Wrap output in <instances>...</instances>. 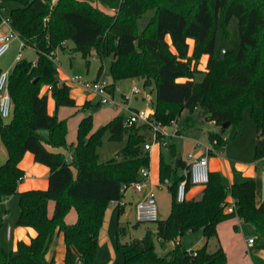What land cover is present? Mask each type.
Returning a JSON list of instances; mask_svg holds the SVG:
<instances>
[{"label":"trees","instance_id":"16d2710c","mask_svg":"<svg viewBox=\"0 0 264 264\" xmlns=\"http://www.w3.org/2000/svg\"><path fill=\"white\" fill-rule=\"evenodd\" d=\"M4 1L19 4L10 11V25L24 47L34 48L38 57L36 61L20 59L10 72L13 114L9 121L0 115V138L7 150V159L0 165V203L17 194L21 208L17 225L33 227L37 235L29 242L18 241L16 251L0 243V264H56L47 254L61 232L67 247L64 264H95L109 203L120 200L122 187L140 180L141 170L150 167L144 133L137 126L125 125L122 114L94 131L93 114L88 113L78 125L76 143L68 144V120L60 118L58 111L76 106V100L70 85L57 77L54 56L68 41L74 42V51L87 64L93 49L102 58L112 57L114 83L141 78L150 86L154 81V118L160 126L183 119L176 135L165 136L166 145L160 146L159 179L172 195L170 215L157 221L155 231L149 229L143 238L129 242L122 240L126 227L118 228L116 247L124 264H227L223 246L210 251L209 240L218 238L220 223L234 217L253 227V235L264 248V202H256L254 179L228 186L220 172L210 171L199 197L177 199L182 181L187 180V189L193 185L180 135L200 123L214 121L220 126L219 131L209 132L212 155L227 144L224 134L230 125L239 132L249 108L257 131L256 168L264 169V0ZM233 16L238 19L240 49L216 57L217 26L219 22L228 25ZM147 17L148 23L142 25ZM190 39L194 41L192 54ZM203 55L209 56L205 71L198 68ZM198 72L205 73L199 81L195 79ZM43 86H51L54 114L48 111ZM90 106L87 101L82 109ZM106 131L110 140H121L127 133L128 143L120 158L100 163L98 147ZM48 145L67 149L68 154ZM26 152L50 168L47 189L19 191L25 175L20 162ZM229 196L236 200L233 212L226 210ZM119 207L122 214L124 206ZM72 209L77 219L69 223ZM202 238L205 244L195 247ZM156 242L165 253L157 251ZM171 242L175 245L168 249ZM252 260L264 264L258 255L253 254Z\"/></svg>","mask_w":264,"mask_h":264},{"label":"rangeland","instance_id":"374dc122","mask_svg":"<svg viewBox=\"0 0 264 264\" xmlns=\"http://www.w3.org/2000/svg\"><path fill=\"white\" fill-rule=\"evenodd\" d=\"M19 6L17 2H6L4 0H0V15L3 19L8 18L10 11ZM103 10L107 12L114 13V11L107 9L104 6H100ZM149 18H144L142 25H146L148 23ZM190 41L191 51L194 49L193 40ZM241 39L238 27V19L236 16H233L228 23V25L224 26L221 22H219L217 26V39H216V48H215V56L221 57L223 55V50L233 53L240 49ZM75 44L73 41H69L64 45V48L57 49V59H56V68L58 70L57 77L61 80L62 83H67L72 88V92L78 93L76 89L77 85L71 83L69 78L73 76H80L84 80L92 81L97 78L99 69L103 66V70L106 73V77L109 81H113V78L110 74V64L112 61V57L107 56L102 58L94 49L88 56L90 60L89 64H87V60L83 57L80 52L74 51ZM21 53V59H29L35 60L37 58V52L34 48L30 46L22 47L21 39L19 37L13 38L11 41L10 49L6 54L0 57V69L4 71L11 72L15 66V64L19 61L17 59L18 55ZM209 56H205L204 59L200 61V68L204 69L205 64L208 60ZM204 72H198L195 76L196 80H202L204 77ZM136 83L140 87V93L132 95L129 100V105L133 107L140 108H152L155 107L156 102V89L154 85V81H151L150 86L144 85V80L141 78H126L116 81L117 88L115 93V98L118 101L124 100V95L130 94V89L132 85ZM146 87L154 88L149 96H146L145 89ZM48 94V87L43 86L42 94ZM52 95V92H51ZM92 101H88L90 106L87 111H84L81 107L77 106H65L67 110L66 119L69 123V132L67 136L68 144H73L77 139V131L74 129L73 122H75L80 115H87L88 113L93 114V130H99L103 126H105L111 119H113L117 115L127 116L128 112L120 107H112L109 105L100 104V96L92 93ZM250 115V109L246 108L243 114V120L241 122V126L243 127L247 123V119ZM10 118H5V121H9ZM183 119L179 117L176 121L172 122L170 125L161 126V132L170 135H176ZM252 123V122H251ZM137 129L142 131L145 135L146 140L152 141L154 137V132L149 129V127L137 126ZM236 126L234 124L230 125L225 131V138L227 139V144L230 142L235 136ZM216 130V125L212 123V121L200 123L195 128H190L184 131L182 134L184 136V149L186 152V156L190 154V150L192 147H195L193 150L195 152H201L205 150V147H209V132ZM182 134L180 138H182ZM109 132L106 131L103 136L102 143L98 147L99 161L100 163H106L113 158H117V154L125 149L128 143V134L125 133L124 137L121 140H110ZM226 144V145H227ZM144 145V144H143ZM225 145V146H226ZM192 146V147H191ZM160 149V145L155 146V151ZM68 153L67 149H63ZM225 150V149H224ZM151 153L150 151H148ZM6 148L0 138V165L5 160ZM123 155V154H122ZM121 155V156H122ZM151 155V154H150ZM120 156V157H121ZM70 157V155H68ZM119 157V158H120ZM188 159V158H187ZM189 160V159H188ZM75 174L76 171L74 170ZM27 179L26 178L20 182L23 183ZM132 187L128 188L123 196L125 201H128V205L122 213L121 216V225L126 227V232L122 236L123 241H132L135 238H143L147 232V230L151 229L155 231L157 229V223H138L135 212H132L130 207V197L132 194L134 195V200L138 199L137 194L134 193ZM159 209V218L166 219L170 215L171 212V202L172 195L165 186L159 190H156L154 193ZM108 210H113L112 221L109 223V229L107 233V238H102L99 240L97 257L95 260V264H124V258L122 253L117 250L116 247V236L119 228L118 225V213L120 209L118 206H115L112 203H109ZM132 212V216L127 218L125 213ZM21 208L19 196L17 194L12 195L7 200H4L0 203V216L3 222V226L0 229V243L1 245L10 251H13L17 240V232L18 228L17 220L20 216ZM231 227L228 232L224 233V242L226 245L225 252L227 254V264H253L252 255L256 253V247H250L247 245L246 240L252 237V230L249 223L243 224L240 231L235 232L233 230V225L237 224V220L230 221ZM8 227H12L14 236L12 239H8ZM206 242L205 238H202L198 243L195 244V247L203 246ZM157 251L160 253H165L166 251L161 248L158 242H156ZM174 242H171L168 246V249L174 247ZM223 245V244H222ZM220 243L217 237H212L209 240V250L215 251L219 248ZM195 249V248H194Z\"/></svg>","mask_w":264,"mask_h":264},{"label":"crops","instance_id":"0c3cea01","mask_svg":"<svg viewBox=\"0 0 264 264\" xmlns=\"http://www.w3.org/2000/svg\"><path fill=\"white\" fill-rule=\"evenodd\" d=\"M6 31H8V26L1 23L0 24V34L6 32ZM190 40H192V39H190ZM193 47H194V41H193ZM192 53H193V49L191 51V48H190V54H192ZM205 56H208V55H203L201 57L200 61L202 59H204ZM36 59L34 61H36ZM204 60H206V59H204ZM208 60H209V58H208ZM208 60L205 64L204 69L200 68V66H201L200 63H199L198 68L202 71H205L206 67H207ZM0 71H2V69H0ZM99 75H100V73H98L97 78L99 77ZM111 83H114V82L112 81ZM116 88H117V84L115 82L113 85L112 92H111L113 95H115V93H116ZM75 90H77L79 94H77V93L73 94V92L71 90V95L76 100V106L77 107L83 106L87 101H92L93 96H92V93L90 91H87L86 89H84L80 86H77ZM130 91H131V89H130ZM92 105L93 104H91V106ZM131 107L132 108H140V107H133V106H131ZM55 109H56L55 99L52 97L51 90L48 88V111L50 114H54ZM58 114H59L60 118L66 117L67 110H66L65 106H63L59 109ZM84 116L85 115L78 116L77 120L75 122H73L72 127L74 129L76 128V131H77V128H78V125H79L81 119ZM248 116H249L248 118H251L252 121H250V119H247V123L243 127L240 125L239 132L236 128L234 138L230 142H228V144L221 151H216L214 154L211 155L210 150H208V148H210V144H209V147H205V150L201 151V152H195L193 149L196 146L195 147L191 146L192 149L190 150V154L191 153L194 154L195 157L206 156L208 154L210 171L220 172L223 176L225 183L228 186H231L233 183H236V182H242V181L249 179V178L254 179L256 181V185H257L256 202L258 205H260L264 202V169L258 170L256 168L255 142H256L257 131H256L255 122L253 121L251 114ZM212 123L216 125V130H214V131H219L220 126H218L214 121H212ZM68 125H69V123H68ZM181 137L183 139V158L187 162H189V160L187 159L188 156H186V152L184 149V136H183V134ZM76 141H77V139H76ZM76 141L74 143H76ZM146 142H149V141L146 140ZM155 146L156 145H154L153 148L150 150L151 155H150L149 170H150L151 184H150V186H148L146 188L145 192L149 191L152 188L153 193H155L156 190H159L160 188L162 189L164 186L168 189V187L166 185H163L160 183V179H159L160 149L158 151H155ZM48 147L53 151L67 153V152H65V150H63V148H54V147L49 146V145H48ZM6 159H7V150L5 153L4 162L6 161ZM20 167L24 170V172L27 176V179L25 182L19 184V191H24V190H29V189H47L48 188L50 168L48 166L42 164V163L37 162L35 160L33 153L26 152L25 156L23 157V159L20 162ZM203 188H204V185H192L187 190V199L199 197L201 195ZM134 193L137 194L138 199H140L143 196V193H137V192H134ZM133 198H134V195L132 194V196L130 197L129 203H130V207H131L132 212H135V203L138 199L135 201ZM232 198H233L232 196H229L228 200H230ZM126 202L128 203L127 200H126ZM127 203L124 206V211L128 205ZM53 207H54V202L52 201L50 203V206H49L50 212L53 211ZM118 208H120V207L118 206ZM124 211H123V213H124ZM132 212H129V211L126 212L125 213L126 217L130 218L132 216ZM121 216H122V214L118 213V220H119L118 225H119V227L122 223L121 222ZM112 217H113V210L107 209L106 214H105L104 224H103V227L100 231L99 240H101L102 238H105V239L107 238L106 235L108 233L109 223H110V221H112ZM76 219H77V212L75 209H72L67 216V222L73 223L76 221ZM232 220H237V224H234L232 227L235 232L240 231L242 225L246 224V222H244L239 217L230 218V219L219 224L218 240H219L220 245L223 244L222 246L224 249H226V245L224 242V233L229 231V229L231 227L230 221H232ZM250 227H251L252 235H253V227L251 225H250ZM11 229H12V227H11ZM16 232H17V240H16L15 246L13 248V251L17 250L18 241L23 240V241L29 242L31 240V238H33L37 235V231L33 227H29V226H18V228L16 229ZM13 236H14V234H13V229H12V235H11L10 239H12ZM252 237L255 239V244L253 246H250V247H256L255 255H258L264 259V248L259 245L258 236L253 235ZM248 239L246 240L247 245H248ZM66 250H67V247H66L65 240H64V234L61 232L56 236L55 241H54L52 247L50 248V250L47 254V258L51 259L54 257L56 264H64V260H65V256H66ZM253 264H254V262H253Z\"/></svg>","mask_w":264,"mask_h":264},{"label":"built area","instance_id":"2783aa9c","mask_svg":"<svg viewBox=\"0 0 264 264\" xmlns=\"http://www.w3.org/2000/svg\"><path fill=\"white\" fill-rule=\"evenodd\" d=\"M3 24L8 26V31L0 34V57L8 52L11 46V41L13 38L19 37L18 33L10 25L8 18L3 19ZM20 38V37H19ZM22 47L24 48V42L21 40ZM225 52V50L223 51ZM55 56V61L57 59V54ZM18 60L21 59V53L17 57ZM9 71H0V115L2 118H10L13 114V101L9 89ZM69 81L77 86H80L93 94L100 96V103L103 105H109L112 107H120L128 112L125 118V125L127 126H145L149 127L154 132V137L152 141L146 142L144 144V149L150 151L154 145H166L165 136L166 133L161 132L160 124L154 118V109L152 108H132L129 105V100L132 95L140 93V87L138 84L134 83L131 87L129 95H124L123 101H118L115 96L111 93V81L106 77V73L103 70L102 74L98 78L88 81L82 79L80 76H73L69 78ZM51 90V86H48ZM210 150V148H208ZM189 159V177L193 185H205L209 181V161L208 154L206 156L195 157L194 154L188 155ZM26 178V174L21 178L22 180ZM150 170L149 168H143L141 170V179L135 181L129 185H124L122 187L123 196L126 190L130 187L137 193H143V196L138 199L135 203V216L139 223H152L160 219L159 209L157 199L153 193L152 188L146 191V188L150 186ZM187 180L180 183L177 191V199L183 202L187 199ZM229 204L226 208L228 212H233L236 210V200L234 198L229 200ZM111 203L116 206H125L126 201L123 197L120 200H113ZM1 217V216H0ZM8 239L11 238L12 229L8 227L7 230ZM255 244V239L253 237L248 239V245L253 246Z\"/></svg>","mask_w":264,"mask_h":264},{"label":"water","instance_id":"95a60500","mask_svg":"<svg viewBox=\"0 0 264 264\" xmlns=\"http://www.w3.org/2000/svg\"><path fill=\"white\" fill-rule=\"evenodd\" d=\"M145 92H146V96H149V95L151 94V92H152V88H151V87H146ZM227 126H228V123H225V124L223 125V127H227ZM124 150H125V149H122V150L117 154V158H119V157L123 154Z\"/></svg>","mask_w":264,"mask_h":264}]
</instances>
